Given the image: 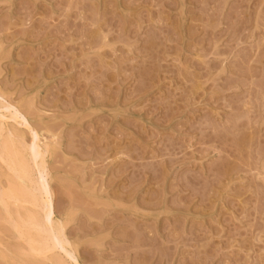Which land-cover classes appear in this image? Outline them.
Listing matches in <instances>:
<instances>
[{
	"label": "rangeland",
	"instance_id": "374dc122",
	"mask_svg": "<svg viewBox=\"0 0 264 264\" xmlns=\"http://www.w3.org/2000/svg\"><path fill=\"white\" fill-rule=\"evenodd\" d=\"M2 104L79 264H264V0H0Z\"/></svg>",
	"mask_w": 264,
	"mask_h": 264
},
{
	"label": "bare ground",
	"instance_id": "6f19581e",
	"mask_svg": "<svg viewBox=\"0 0 264 264\" xmlns=\"http://www.w3.org/2000/svg\"><path fill=\"white\" fill-rule=\"evenodd\" d=\"M8 107L0 105V161L11 173V180L5 186L0 185V204L5 216L13 222L15 232L27 244L31 256L46 259L51 264H79L75 249L65 235L64 222L54 215L53 196L45 168L49 147L41 143L36 132H32V144L28 146L17 132L10 130L9 120L17 123L18 112L10 114L5 110ZM11 205L17 209L26 205L30 209L22 215L13 213ZM56 252L62 259L55 257L58 260H54L50 256Z\"/></svg>",
	"mask_w": 264,
	"mask_h": 264
}]
</instances>
